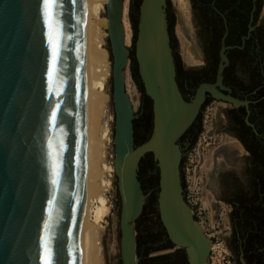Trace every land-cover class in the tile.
I'll use <instances>...</instances> for the list:
<instances>
[{"label":"water","instance_id":"obj_1","mask_svg":"<svg viewBox=\"0 0 264 264\" xmlns=\"http://www.w3.org/2000/svg\"><path fill=\"white\" fill-rule=\"evenodd\" d=\"M122 10L123 0H109L122 264H139L133 222L143 210L139 168L147 154L159 169L158 210L170 243L183 250L188 264H210L213 241L183 194L179 141L207 92L235 107L247 102L215 93L224 87L223 64L216 82L202 83L187 100L176 79L166 0H142L135 58L152 101L153 128L136 145L138 114L124 83L129 53ZM51 12L45 0H0V264H86L92 160L89 0H58L55 15ZM145 22L150 43L140 50ZM240 260L247 264L242 253Z\"/></svg>","mask_w":264,"mask_h":264},{"label":"rangeland","instance_id":"obj_2","mask_svg":"<svg viewBox=\"0 0 264 264\" xmlns=\"http://www.w3.org/2000/svg\"><path fill=\"white\" fill-rule=\"evenodd\" d=\"M141 2H128V19L131 26L134 25L135 33ZM214 6L217 8V0H183L186 21L174 2L166 0L176 79L187 100L193 98L200 84L214 78L217 71V12ZM180 15L182 23H179ZM254 25L264 34V0H254ZM177 26L181 28V36ZM105 31L106 48L112 62L106 21ZM185 43L194 45L198 51L196 62L184 60ZM132 50L128 71L137 99L134 112L138 116L134 120V129L135 142L139 145L151 135L153 107L139 76L134 47ZM107 93L114 125L112 78ZM233 108L231 103L219 99L204 102L194 124L179 141L182 148L181 184L195 220L215 245L209 255L210 264H242L241 253L247 264H264V186L254 193L250 177L255 167L264 169V136L254 138L247 134L250 130L244 122L234 119ZM255 116L252 119L257 120L256 125L261 130L264 125L262 109L257 110ZM255 147L259 149L257 155L262 158L261 165L254 162L250 150ZM241 174L246 175L247 182L241 181ZM139 179L145 193L142 214L133 222L139 264H188L183 250L170 243L160 217L157 202L159 169L152 154L141 160ZM111 198L113 203L104 232L107 264H122V202L117 176ZM113 242L114 251L110 246Z\"/></svg>","mask_w":264,"mask_h":264},{"label":"bare ground","instance_id":"obj_3","mask_svg":"<svg viewBox=\"0 0 264 264\" xmlns=\"http://www.w3.org/2000/svg\"><path fill=\"white\" fill-rule=\"evenodd\" d=\"M171 1L174 2L177 8H179V11L181 12L180 14L182 16L184 15L185 20L187 21V17L185 15L184 7H183V0H171ZM128 2L129 0H123V10H122L123 33L122 34H123V44L125 49L128 51L130 58L131 52L133 51L132 47H134L135 50L134 52H136L137 49L139 30L137 24V31L135 33L134 25L131 26L130 21L128 19ZM108 3L109 0H89V11H90L89 35H90V55H91V100H92L91 120H90V143H91L92 160H91V169H90L89 182H88L89 204L87 210V227H86V241H85L86 264H107L108 252L105 245L104 232L106 231V226L108 225L107 217L113 203L111 195L114 190V179L115 176H117L115 169V153L113 152V146H114L113 113L110 108V98L107 93V86L110 78H112V92H113V53H111L112 54V62H111L109 58L110 55L108 54L106 48L107 42H106V31H105V21L107 25V31L109 30V22L107 19ZM139 16H140V11H139ZM139 16H138V20H139ZM182 16L180 17L179 23L183 22L181 21V19L183 18ZM146 22L143 26L145 27V35L142 33L144 36L142 39V43L140 41L141 43L140 50L141 49L144 50V46L150 43L149 40L151 37V32H149L150 27L149 24ZM177 33L181 36V28L179 26H177ZM107 34L109 37V32H107ZM184 50L185 53L183 56L186 62L197 61L196 57L198 51L196 50L194 45H190L189 43H187ZM128 64H129V59L124 70L125 90L131 101L133 110H135L137 105V101H136L137 99L134 96V91L132 90V87L130 85ZM112 100H113V96H112ZM114 124H115V115H114ZM110 246L112 251L116 249L114 247V242ZM214 246L215 245L212 244L211 251L214 248Z\"/></svg>","mask_w":264,"mask_h":264},{"label":"flooded vegetation","instance_id":"obj_4","mask_svg":"<svg viewBox=\"0 0 264 264\" xmlns=\"http://www.w3.org/2000/svg\"><path fill=\"white\" fill-rule=\"evenodd\" d=\"M215 10L217 71L214 78L204 83H215L219 67L223 64L224 87L217 86L215 93L230 95L239 101L247 102L233 106L234 119L247 125L250 130L247 134L251 137H262L264 125L260 130L256 125L257 120L252 119L259 109H262L264 114V34L259 33V29L254 25V0H217ZM206 95V100L215 99L211 92ZM250 150L253 152L254 162L261 165L262 158L257 155L259 149L255 147ZM245 176L241 174L242 182L248 181ZM250 177L254 193H257L259 187L264 186V169L255 167L250 172Z\"/></svg>","mask_w":264,"mask_h":264},{"label":"snow or ice","instance_id":"obj_5","mask_svg":"<svg viewBox=\"0 0 264 264\" xmlns=\"http://www.w3.org/2000/svg\"><path fill=\"white\" fill-rule=\"evenodd\" d=\"M45 3L50 5V7L52 9V12L50 13V15L54 16L55 15V8L58 6V0H45ZM45 264H51V262L46 261Z\"/></svg>","mask_w":264,"mask_h":264}]
</instances>
